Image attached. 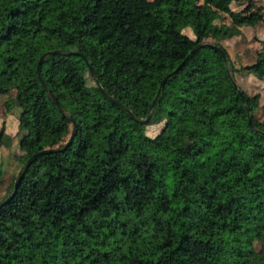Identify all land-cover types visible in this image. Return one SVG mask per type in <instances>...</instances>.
I'll return each instance as SVG.
<instances>
[{"label":"trees","instance_id":"16d2710c","mask_svg":"<svg viewBox=\"0 0 264 264\" xmlns=\"http://www.w3.org/2000/svg\"><path fill=\"white\" fill-rule=\"evenodd\" d=\"M204 1L230 24L184 0H0V94L26 114L18 127L31 155L66 126L38 77L40 57L80 52L95 72L76 55L42 60L41 78L77 134L65 151L34 158L7 202L31 155L16 174L0 170V264H264V119L235 80L262 78L261 64L237 68L208 40L241 36L264 13ZM219 78L225 88L214 86ZM11 141L0 133V147ZM168 149L175 181L161 163ZM165 178L183 202L177 210Z\"/></svg>","mask_w":264,"mask_h":264},{"label":"rangeland","instance_id":"374dc122","mask_svg":"<svg viewBox=\"0 0 264 264\" xmlns=\"http://www.w3.org/2000/svg\"><path fill=\"white\" fill-rule=\"evenodd\" d=\"M186 3H195L199 6L200 12L212 19L219 27L225 28L230 24V19L222 12L215 10L212 6L206 5L204 0H184ZM242 3L240 8L245 12L258 11L264 13V0H238ZM236 6V5H235ZM234 6V7H235ZM239 8V7H238ZM114 18L120 16V12L117 9L112 10ZM242 35L235 36L228 39L209 38L211 42L217 41L228 52L231 62L239 68L246 65L261 64V69L256 71L261 74L262 78H257L254 74L249 73H236L235 80L239 86L245 90L250 96V104L253 107L260 106L257 115L260 119H264V19L259 21L258 26L254 28L241 27ZM184 32L189 36L192 33L189 29H185ZM77 60L76 57L73 58ZM215 81H213L214 84ZM216 88H225L226 84L222 78H219L214 85ZM64 104L70 109L74 108L73 103L63 94L58 95ZM57 118L60 122L66 123L61 140L54 143L52 147L61 148L67 142L72 124L69 120L62 115L54 105ZM22 112L14 103L12 97L8 95L0 94V133L3 131L8 137H11V145L8 148L0 147V170L6 173L16 174L18 173L22 163L25 159L33 153L31 148V138L28 131L19 130L18 119L23 118L26 114ZM65 115H69L68 112ZM158 127H150L148 133L155 135ZM41 159V158H40ZM165 169L170 168L169 175L172 180H177L179 177V171L174 167L175 159L171 149L166 151L165 157L161 161ZM182 168L192 171V167L188 165L187 161H182ZM169 178H165V188L169 193L170 205L174 210L181 208L183 202L179 201L177 196L172 194L174 181ZM169 210L165 212L168 215ZM174 214V213H172Z\"/></svg>","mask_w":264,"mask_h":264},{"label":"water","instance_id":"95a60500","mask_svg":"<svg viewBox=\"0 0 264 264\" xmlns=\"http://www.w3.org/2000/svg\"><path fill=\"white\" fill-rule=\"evenodd\" d=\"M198 46H201V45H198ZM213 47H214V48H215V49H216V50H217V51L223 56V58H224V62L226 63V57H225V53H224V51H223L222 49L216 47V46H213ZM196 48H198V47H196ZM194 50H195V49H194ZM194 50H193V51H194ZM193 51H192V52H193ZM49 54H50V55L61 54V55H67V56H70V55H76V56H79V57L82 58V59L84 60V62L86 63V65H87V67H88V69H89V72H90L91 76H92L93 78H95V72H94L93 68H92V67L90 66V64L88 63L87 58H86L82 53H80V52H76V51H75V52H70V51H63V50H55V51L48 52V53H46V54H44V55H42V56L40 57V59H39V61H38V64H37V74H38V77H39V79H40L42 85L45 87V89L47 90V92L50 94V97L52 98L53 103H54V104L60 109L61 113H62V114H63V115H64V116H65V117H66V118L72 123L73 126H72V129H71L70 136H69L67 142L65 143V145H64L63 147H61V148H58V147L45 148V149H42V150H40V151L34 153V154L31 155L30 157H28V159L26 160L25 165H24V167H23L21 173L19 174V176H18V177L16 178V180H15V183H14V190H13L12 194L6 199V202L14 196V194H15L17 188H18V185H19V183H20L22 177L24 176V174H25L27 168L30 166V164L32 163V161H33L34 158H36V157H38V156H41V155H44V154L60 153V152L65 151L69 146L72 145V143H73L74 140H75L76 134H77V125H76V121L73 119L72 116H66V115L64 114V112H63V110H62V108H61V103H60V101L58 100V98H57L54 94H52V93L48 90V88L46 87L45 82H44V81L42 80V78H41V75H40V65H41V63H42L43 58H44L46 55H49ZM180 66H181V65H180ZM180 66H179L177 69H175L173 72H171V73H169L168 75H166V76L164 77V79L162 80L161 85H162V84H163V83H164L169 77H171L172 75H174V74L179 70ZM232 82H233V84H234L235 87H236V86H237L236 83H235L234 81H232ZM97 84H98L99 88L101 89V91H102L104 97H106L108 100H110L113 104L117 105L118 107H120V108H124V106H123L122 103H120L118 100L114 99V98L111 97L107 92L104 91V89L101 87L99 81H97ZM158 92H159V91H158ZM240 95H241V98H242L243 103H245V99H244V96L242 95L241 91H240ZM129 114H130L131 117H133L131 113H129ZM149 119H150V116H148L146 120H139V121H140L141 123L147 124V123L149 122ZM249 125H250V127L253 128V123H252L251 119H249Z\"/></svg>","mask_w":264,"mask_h":264}]
</instances>
